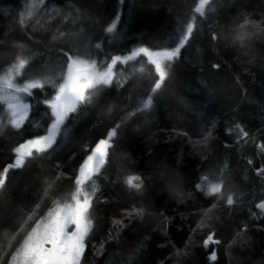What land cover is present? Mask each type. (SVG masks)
<instances>
[{"label":"trees","instance_id":"1","mask_svg":"<svg viewBox=\"0 0 264 264\" xmlns=\"http://www.w3.org/2000/svg\"><path fill=\"white\" fill-rule=\"evenodd\" d=\"M199 1L0 0V75L17 57H30L19 81L58 78L64 51L99 63L139 47L170 48L178 29L194 25L151 108L141 101L158 78L154 66L142 55L118 62L113 84L70 115L67 134L46 158L10 170L0 190V264L56 202L69 200L83 160L113 129L120 158L93 178L80 264H264V0H211L203 16L193 11ZM117 12V29L108 33ZM234 30L246 32L245 46L229 42ZM213 32L221 39L212 41ZM32 91L19 129L0 103V168L50 126L44 100L51 86ZM161 172L172 182L152 179ZM205 174L225 190L206 196L197 189ZM130 175L142 178L140 190L126 185ZM209 234L219 243L205 247Z\"/></svg>","mask_w":264,"mask_h":264},{"label":"snow or ice","instance_id":"2","mask_svg":"<svg viewBox=\"0 0 264 264\" xmlns=\"http://www.w3.org/2000/svg\"><path fill=\"white\" fill-rule=\"evenodd\" d=\"M118 2L123 5L125 0H118ZM205 6H209V10H211V0H200L195 11L203 16ZM120 18V13L117 12L106 29L108 33L117 29ZM244 27V24L240 25V29H244ZM177 31L178 34L171 38L174 40V46L170 48L152 50L149 47H139L132 50L130 55L110 56L106 58V61L99 63L90 57L73 55L69 51H64L67 60L64 64V70L58 78L43 76L26 80L23 83L16 82L15 76L20 75L21 70L25 69L31 59L30 57H17V63L13 65L12 69L0 77V103L7 102V107L11 110L12 118L9 123L16 129L21 128L28 119L31 107L30 102H26V97L33 96V89L43 90L50 85L52 92L44 100V104L50 110L46 113L49 116L50 126L46 127V134H37L14 148V160L0 168V190H6L11 169H22L31 161L46 158L48 150L56 141V137L67 134L65 124L70 115L77 112L82 106L91 104L93 98L103 91L101 86L113 84V69L118 62L126 64L142 55L147 58L148 63L154 66L158 78L154 80L150 94L141 101L143 110L151 108L153 95L165 86L169 78L172 62L180 56L181 50L191 40L194 25L188 23L186 28ZM65 35L64 32L59 33L60 37ZM230 36L229 42L231 44L245 46L246 32L234 30ZM211 39L215 42L220 40L221 36L213 32ZM213 67L219 68L220 66L213 65ZM117 83H119L118 80ZM115 135V129L111 130L107 138H101L90 150V154L83 160L75 177V190L71 194L70 202L63 204L56 202L47 216L32 228L15 253L18 257V264H80L85 240L92 227L90 210L96 191V181L93 178L98 176L106 165L120 158L111 142ZM243 135L247 136V132H244ZM259 172L264 173V168H261ZM152 179L160 184L172 182L171 177H166L163 172ZM125 183L128 187L136 190L143 187V181L139 175L126 177ZM85 185H89V187H85ZM196 187L203 191L206 196L219 194L225 190L223 180L214 182L206 174L200 177V183ZM235 202L233 195L227 196V205H233ZM260 207L264 208V204H261ZM136 214L141 215L142 210L137 209ZM210 242L219 243L218 240H214V234H209L204 240L205 247ZM215 258L213 252L212 259L215 260Z\"/></svg>","mask_w":264,"mask_h":264},{"label":"rangeland","instance_id":"3","mask_svg":"<svg viewBox=\"0 0 264 264\" xmlns=\"http://www.w3.org/2000/svg\"><path fill=\"white\" fill-rule=\"evenodd\" d=\"M17 63V62H16ZM16 63H14V64H16ZM13 64V65H14ZM13 65L11 66V67H9L8 69H7V71L6 72H4L3 74H1L0 75V77H2V76H4L10 69H12V67H13ZM22 71V70H21ZM13 75L15 76V72L13 71ZM20 75H21V73H20ZM20 75L19 76H15V81L16 82H18V83H23L24 81H26V80H28V79H25V80H23V81H19L20 80ZM21 95H24V94H21ZM3 106H4V110H6V112L8 113L7 115H8V121H10L11 120V110L10 109H8V107H7V102H2L1 103ZM90 154V153H89ZM77 174H78V172H77ZM85 187H86V185H85ZM70 199H71V196H70V198H69V200L67 201V202H70ZM63 203H65V202H63ZM63 203H61V204H63ZM54 207V206H53ZM52 207V208H53ZM51 208V209H52ZM50 209V210H51ZM50 210H48L40 219H38L36 222H35V224L32 226V228L39 222V221H41L42 220V218H44V217H46L47 216V214H48V212L50 211ZM32 228L28 231V233L29 232H31V230H32ZM27 233V234H28ZM27 234L22 238V240H21V242L19 243V245L17 246V248H16V250L14 251V253L12 254V257H11V259H10V261H9V263L8 264H18V257L15 255V253L17 252V250L20 248V246H21V244L23 243V240L25 239V237L27 236Z\"/></svg>","mask_w":264,"mask_h":264},{"label":"water","instance_id":"4","mask_svg":"<svg viewBox=\"0 0 264 264\" xmlns=\"http://www.w3.org/2000/svg\"><path fill=\"white\" fill-rule=\"evenodd\" d=\"M199 3H200V1L197 3V5L195 6V8H194V13H196L197 14V12L195 11V9H196V7H198L199 6ZM120 63V62H119ZM122 64V63H121ZM23 143V142H22Z\"/></svg>","mask_w":264,"mask_h":264}]
</instances>
